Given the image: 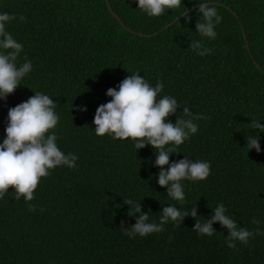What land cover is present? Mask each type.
<instances>
[{"label":"trees","instance_id":"trees-1","mask_svg":"<svg viewBox=\"0 0 264 264\" xmlns=\"http://www.w3.org/2000/svg\"><path fill=\"white\" fill-rule=\"evenodd\" d=\"M206 2L223 18L215 39L197 33L198 0H182L158 17L139 9L137 0H0V14L16 16L6 31L23 45L17 66L25 57L32 63L16 91L0 99V143L9 108L40 92L56 102L59 121L49 134L65 155L78 157L75 168L50 169L34 200H15L12 188L0 199V264H264V132L259 153L245 147L258 131L251 121L264 125V0ZM193 40L212 53L197 55L189 48ZM137 73L152 87L163 83L158 98L176 99L177 113L167 121L175 123L185 107L208 117L194 121L197 133L170 155V163L187 155L211 165L205 180L181 181L183 203L157 183L150 145L138 150L130 138L95 134L96 109L111 100L107 90ZM127 199L140 202L156 223L168 205L181 211L196 205V219L204 222L223 203L238 227H259L261 234L232 249L227 229L216 223L213 236H201L188 216L163 232L129 237L121 222L129 227L136 220Z\"/></svg>","mask_w":264,"mask_h":264},{"label":"clouds","instance_id":"clouds-1","mask_svg":"<svg viewBox=\"0 0 264 264\" xmlns=\"http://www.w3.org/2000/svg\"><path fill=\"white\" fill-rule=\"evenodd\" d=\"M181 3L182 0H137L138 8L150 17L161 16L166 9L180 8ZM198 13L202 15L196 23L197 33L202 37L215 39V27L223 19L217 13V6L206 0H198ZM180 16L184 17L186 23L191 20L189 10L185 7ZM14 19V14H0V50H4L0 51V99L3 100H7L16 91L21 79L32 70V63L26 57L25 62L17 66V58L23 51V45L6 31V24ZM19 22H26V17L21 15ZM189 48L199 56L210 55L213 51L197 40L191 41ZM163 87L160 81H157L155 87L150 86L138 73L128 75L118 85V89L107 90L106 95L111 100L96 109L94 131L97 136L109 134L118 140L130 138L138 150L150 145L156 153L155 166L160 169L157 183L167 189L168 197L183 203L185 192L181 181L205 180L210 175L211 165L209 162L189 159L187 155L170 163V155L178 154L177 147L197 133L198 125L194 121L208 117L193 114L185 107L183 116H178L175 123L167 121L168 117L177 113L178 104L175 98L167 95L158 98ZM55 107L56 102L52 98L35 92L25 102L9 108L6 137L0 143V199L12 188L15 200L23 197L26 202H30L35 198L34 192L40 179L48 176L50 169L57 166L76 167L78 157L72 153L65 155L57 146L58 137L54 133L49 134L59 121ZM77 111H87V108L78 106ZM249 126L258 131L256 135L250 134L246 138L245 147L248 151L255 149L259 153V133L264 132V125L252 120ZM168 145L173 146L166 147ZM123 203L130 206L128 215L136 220L129 227H124L121 222L123 234L129 237L137 234L146 237L152 233H160L164 231L163 226L170 221L179 226L185 217H198L196 205L188 211L168 205L162 208L159 223L149 222V214L141 211L140 202L127 199ZM28 208L29 211H36L34 204L29 203ZM226 211L223 203L217 205L211 218L204 222L196 219L193 231L198 235L211 237L216 232L213 224L219 223L227 229L226 243L232 249H236V241L247 245L250 237L261 234L259 227L255 232L238 227L237 222L226 215ZM251 223L259 225L260 221L253 218Z\"/></svg>","mask_w":264,"mask_h":264},{"label":"water","instance_id":"water-1","mask_svg":"<svg viewBox=\"0 0 264 264\" xmlns=\"http://www.w3.org/2000/svg\"><path fill=\"white\" fill-rule=\"evenodd\" d=\"M108 1V0H107ZM194 7H192L190 10H192Z\"/></svg>","mask_w":264,"mask_h":264}]
</instances>
